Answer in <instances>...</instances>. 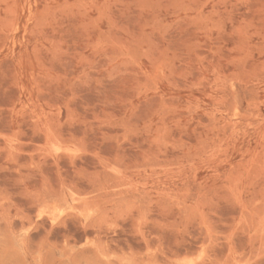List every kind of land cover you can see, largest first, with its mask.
Returning <instances> with one entry per match:
<instances>
[{
  "label": "rangeland",
  "instance_id": "374dc122",
  "mask_svg": "<svg viewBox=\"0 0 264 264\" xmlns=\"http://www.w3.org/2000/svg\"><path fill=\"white\" fill-rule=\"evenodd\" d=\"M0 264H264V0H0Z\"/></svg>",
  "mask_w": 264,
  "mask_h": 264
}]
</instances>
